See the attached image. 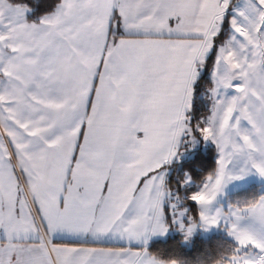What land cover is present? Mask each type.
Masks as SVG:
<instances>
[{"label": "snow or ice", "instance_id": "snow-or-ice-1", "mask_svg": "<svg viewBox=\"0 0 264 264\" xmlns=\"http://www.w3.org/2000/svg\"><path fill=\"white\" fill-rule=\"evenodd\" d=\"M253 175L264 0H0V264H187L149 241L221 226L211 264H264V195L228 202Z\"/></svg>", "mask_w": 264, "mask_h": 264}, {"label": "trees", "instance_id": "trees-1", "mask_svg": "<svg viewBox=\"0 0 264 264\" xmlns=\"http://www.w3.org/2000/svg\"><path fill=\"white\" fill-rule=\"evenodd\" d=\"M50 2V0H49ZM211 67V61L209 62ZM216 148L213 144H208L202 148L198 147L191 155H185L177 164L180 169L193 174V180L199 183L202 177L210 172L215 166ZM176 172H173L170 178V185L173 189L177 188ZM235 195L236 202L251 201L258 198L261 194L259 186L253 184L248 188L239 190ZM181 194L183 189L181 188ZM193 212L196 211V206L191 205ZM195 215V213H194ZM230 238L222 233H213L209 236H203L199 233L195 234L189 242L183 239V234L174 233L166 238L156 239L150 242L149 249L153 252H161L165 259L179 258L187 262V264H211L219 251V244L222 241H228Z\"/></svg>", "mask_w": 264, "mask_h": 264}, {"label": "rangeland", "instance_id": "rangeland-1", "mask_svg": "<svg viewBox=\"0 0 264 264\" xmlns=\"http://www.w3.org/2000/svg\"><path fill=\"white\" fill-rule=\"evenodd\" d=\"M208 144H212V143L211 142H207V143H203L202 142L198 147H200L202 145V148H203V147L207 146ZM253 184H257L259 186L260 194L261 195H264V180H261L259 177L253 175V176H250L248 179H246L245 181H243L241 183H238L236 185H230L229 186V189H228V198H229V201L228 202L234 203L235 197H236L235 195L238 194L236 192H238L239 190H242L244 188L246 189V188H248L249 186H251ZM174 233H181V232L178 231V230L173 229V230H170L166 235L161 236V238H166L170 234H174ZM197 233H199L200 235H203V236H209V235H211L213 233H222V234H225L227 236V234L223 231L222 226H221V228H215V227H213L209 231H204V230L198 229L195 234H197ZM193 236L191 238H193ZM189 241H186V242H189Z\"/></svg>", "mask_w": 264, "mask_h": 264}, {"label": "crops", "instance_id": "crops-1", "mask_svg": "<svg viewBox=\"0 0 264 264\" xmlns=\"http://www.w3.org/2000/svg\"><path fill=\"white\" fill-rule=\"evenodd\" d=\"M160 238H161L160 235L153 236L151 238V240L149 241V244L151 241L156 240V239H160ZM53 242L58 243V244H68L69 246H72L76 243V241H74V239L71 237L56 238ZM109 246H111V245H109ZM117 246H119V245H117ZM133 246L138 247L139 245L134 242Z\"/></svg>", "mask_w": 264, "mask_h": 264}]
</instances>
